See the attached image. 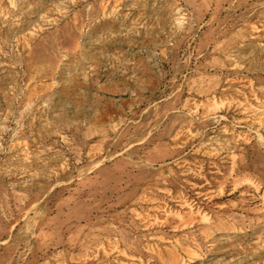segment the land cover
Listing matches in <instances>:
<instances>
[{
    "label": "rangeland",
    "instance_id": "374dc122",
    "mask_svg": "<svg viewBox=\"0 0 264 264\" xmlns=\"http://www.w3.org/2000/svg\"><path fill=\"white\" fill-rule=\"evenodd\" d=\"M0 264H264V0H0Z\"/></svg>",
    "mask_w": 264,
    "mask_h": 264
},
{
    "label": "bare ground",
    "instance_id": "6f19581e",
    "mask_svg": "<svg viewBox=\"0 0 264 264\" xmlns=\"http://www.w3.org/2000/svg\"><path fill=\"white\" fill-rule=\"evenodd\" d=\"M79 66V65H78ZM70 69L68 68V71H69ZM66 72H67V70H66Z\"/></svg>",
    "mask_w": 264,
    "mask_h": 264
}]
</instances>
